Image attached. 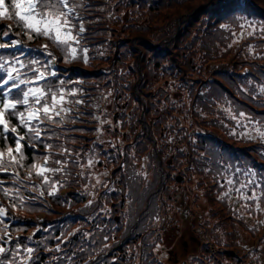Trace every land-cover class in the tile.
Instances as JSON below:
<instances>
[{"label":"trees","instance_id":"1","mask_svg":"<svg viewBox=\"0 0 264 264\" xmlns=\"http://www.w3.org/2000/svg\"><path fill=\"white\" fill-rule=\"evenodd\" d=\"M78 2L88 63L0 19V43L21 41L0 49L5 69L51 63L50 82L83 101L65 105L62 124L45 121L43 143L22 141V168L0 172L12 192L0 190V264H264V0ZM45 156L64 162L47 185L26 176ZM185 219L200 242L168 259L169 228Z\"/></svg>","mask_w":264,"mask_h":264},{"label":"snow or ice","instance_id":"2","mask_svg":"<svg viewBox=\"0 0 264 264\" xmlns=\"http://www.w3.org/2000/svg\"><path fill=\"white\" fill-rule=\"evenodd\" d=\"M239 2L240 0H236V3ZM82 6L78 0H10V4H6V0H0V19L11 20L15 18L25 30L24 34L28 39L47 38L56 44L69 62L73 59H83L85 63H88V49L80 47L85 28L77 9ZM251 27L252 24L249 23V28ZM260 31L264 32V28ZM8 35L9 32L7 31L2 33L3 37ZM249 35H254V31L250 32ZM20 44V40H11L9 43H0V49L16 47ZM44 47L47 48V45ZM78 52L79 55H77ZM0 61H3L0 62V70H4L6 73V78L0 77L2 80L0 83V140H6L7 134H11L15 142L14 150L7 146L4 150H0V172H8L10 168L23 167L24 144L22 141L27 139L43 143V137L47 134L45 131L47 126L62 124L65 116L71 113V108L65 105L69 103L82 104L83 101L69 99V97L75 96L78 90L66 89L64 80H58L56 84L50 82L51 77L57 76V73L51 70V63H45L36 68L29 67V65L40 64L38 60H32L29 64H25L24 61L16 58L15 64L8 70L5 69V64L9 62L3 60L2 56H0ZM17 64L20 66L19 68L15 66ZM26 67L33 75L21 79V69ZM5 85L8 86L6 90ZM29 85L36 86L31 87ZM14 90H18L16 95L9 99ZM239 115L244 116L245 114L240 113ZM12 119H15L17 124L25 129L24 135H18L17 127H9ZM45 121L48 122V125H45ZM259 136L264 139V131H259ZM31 146L29 145V147ZM45 146L47 148L52 147L51 144ZM64 151L66 152L67 149ZM55 163L60 164L61 167H48V157L45 156L44 164H31L29 166L30 171L27 172L26 176L30 179L35 173L36 176L42 178V183L47 185L50 181L46 173L54 174L63 171L64 162L57 160ZM11 174L19 177V172ZM19 182L18 179L17 183ZM227 183L233 185L235 182L229 179ZM248 183H252V181L249 180ZM248 183L240 184L236 191L242 195L241 189L246 188ZM51 186L52 191L49 194H54L55 183H52ZM25 187L27 186L25 185ZM0 190L4 192L5 196H12L11 190L3 187V182H0ZM16 192L19 193V188L16 189ZM40 194L43 195V192ZM19 199L23 203V197H19ZM247 199L256 200L258 197L253 194ZM12 207L15 208L16 204L13 203ZM6 216L7 210L0 207V217ZM5 237L10 239L9 234L5 232L4 236H0V240L7 242ZM8 251L7 248L0 245V255L6 254ZM27 251L31 253L32 249L29 248Z\"/></svg>","mask_w":264,"mask_h":264},{"label":"rangeland","instance_id":"3","mask_svg":"<svg viewBox=\"0 0 264 264\" xmlns=\"http://www.w3.org/2000/svg\"><path fill=\"white\" fill-rule=\"evenodd\" d=\"M197 241V235L191 228L189 219L181 221L178 226L174 225L169 228L167 244H169V254L172 253L173 256L176 254L175 261L195 250Z\"/></svg>","mask_w":264,"mask_h":264},{"label":"water","instance_id":"4","mask_svg":"<svg viewBox=\"0 0 264 264\" xmlns=\"http://www.w3.org/2000/svg\"><path fill=\"white\" fill-rule=\"evenodd\" d=\"M177 178L181 180L182 179V176L178 175Z\"/></svg>","mask_w":264,"mask_h":264},{"label":"flooded vegetation","instance_id":"5","mask_svg":"<svg viewBox=\"0 0 264 264\" xmlns=\"http://www.w3.org/2000/svg\"><path fill=\"white\" fill-rule=\"evenodd\" d=\"M172 251H170V253H171ZM171 255H173L172 253H171ZM171 255H169V256H171ZM175 256H176V254H175Z\"/></svg>","mask_w":264,"mask_h":264}]
</instances>
